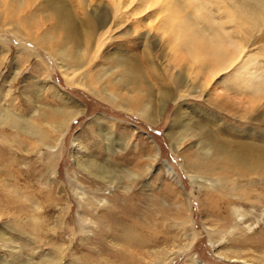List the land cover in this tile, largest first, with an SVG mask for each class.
Wrapping results in <instances>:
<instances>
[{"label":"rangeland","instance_id":"374dc122","mask_svg":"<svg viewBox=\"0 0 264 264\" xmlns=\"http://www.w3.org/2000/svg\"><path fill=\"white\" fill-rule=\"evenodd\" d=\"M0 1V110H10L24 118L36 109L45 112L48 108H60L61 100L53 95V88H47L51 84L84 109L69 124L55 150L42 145L55 138L52 131L40 144L36 138L7 124L0 125V260L8 264H35L50 256L60 258V264H264V176L243 173L228 162L207 160L205 166L222 168L215 169L211 177L220 174L223 179L221 184L217 182L222 188L208 187L210 180L205 185L184 163V158L194 153L193 147L189 148L195 140L183 141L177 149L176 135L174 138L169 135L179 101H168L159 121L151 125L81 88L68 86L54 60L58 39L63 36L60 31L49 30L55 17L39 13L31 4L20 18L17 16L19 20L12 19L17 20L15 25L9 24L3 13H7L8 3ZM63 1L62 7L65 1L68 5L75 4L72 0ZM96 1L111 3L110 0ZM125 1L114 18L115 26L106 34L109 38L85 73L92 75L99 67L112 66L108 59L115 56L135 60L146 70L145 42H153L154 48H149L154 55L169 57L167 44L171 36L165 31L163 36L156 30L159 25L153 19L155 15L149 12L134 16L131 9L137 3L127 6L129 2ZM26 2L29 5L30 1ZM222 17V13L218 14L213 23L216 20L215 25L222 24L220 28L229 31L231 24ZM136 20L140 21L138 30L149 32V40L132 35ZM35 24L39 25L34 27ZM48 33L55 40L40 43L41 37ZM263 37L264 28L243 59L251 61L248 74L252 80H264L260 78L264 77ZM240 65L238 62L235 69ZM233 71L216 76V87L232 88V82L237 79ZM118 73H122L119 68L112 73L113 78L108 76L104 80L109 90L120 89L118 85H110ZM91 79L95 80L94 75ZM213 94L188 96L186 104L192 108L185 112L192 122L223 136L224 141L241 139L231 131L234 128L240 131L251 128L260 134L249 138L264 144V121L258 119L245 125L233 115L219 114L209 105L212 101L208 104L206 101ZM195 109L215 115L222 124L221 129L216 130L211 119H204ZM32 122L41 123L35 117ZM102 129L111 132L110 152L98 134ZM86 157L104 164L115 184L102 183L78 169L75 159L83 161ZM197 164L195 161L194 166ZM146 165H151L149 171ZM166 166L180 187L167 175ZM123 172L137 175L128 190L122 189L130 183L119 178ZM6 238L9 240L2 241ZM149 252L164 254L155 260Z\"/></svg>","mask_w":264,"mask_h":264},{"label":"bare ground","instance_id":"6f19581e","mask_svg":"<svg viewBox=\"0 0 264 264\" xmlns=\"http://www.w3.org/2000/svg\"><path fill=\"white\" fill-rule=\"evenodd\" d=\"M5 1L8 3V8H5L7 13L5 11L3 13L9 19V24L15 25L19 20L17 16L20 18L24 11L30 9L31 4L38 9L39 13L55 17L56 21L52 23L49 30L60 31L63 36L58 39L59 45L54 50V57L56 58L54 60L58 62L61 75L68 86L81 88L93 97L102 99L121 111L129 112L151 125H155L159 121L168 101H179L176 102L178 106L172 116L168 132L173 138L176 135L174 145L177 149L183 141L195 140L189 148L192 149L193 147L194 153L189 154L190 157L188 155L187 158H184V163L195 178L205 181V185L207 180H210V184H207L208 187L216 188L217 186L221 187L220 184L223 182L220 174L211 177V173L215 169L219 171L222 168L217 169L210 164L205 166L207 160L217 163L228 162L234 169L243 173H255L260 177L264 176V144L249 138L251 135L260 133L251 128L243 131L234 128L231 131L236 132L237 137L241 139L224 141L223 136L214 135L213 132L202 128V125L198 126L192 122V118L185 112L192 108L186 104L191 93L200 97V94L212 92L214 93L213 96L205 99L207 104L212 101L209 105L213 106V109L219 114L229 117L233 115L245 125L258 119L264 121V80H252L253 78L248 74L250 73L248 67L251 61L243 60L255 45L254 39L258 32L264 28V0H127L129 2L127 6L137 3L131 9L134 16L142 13L145 15L149 12V15L152 13L155 15L153 19L159 25L156 30L161 31L163 36L166 34L165 32L171 36L167 44L170 55L167 58L163 56V58H159L149 48L150 46L152 49L154 48L152 47L153 42L146 44L144 40V47L148 50H144L145 54L143 52L146 70H143L142 66L135 60L115 56L108 59L112 66L99 67L95 69L97 72L92 75L85 73L84 70L101 52L103 43L109 38L107 35L115 26L113 25L114 18L117 17L119 8L121 10L122 6L125 5V0H110L111 3L107 4L99 3L100 1L96 0H72L74 5H68L65 1V4H62L64 7L60 5V3H64L63 0H29V5L27 0ZM220 13L224 16L222 17L223 21L231 24L228 27L229 31H223L220 28L222 24L215 25L216 20L213 23V18L216 19ZM0 18L2 19V17ZM13 18L17 20L12 21ZM31 21L34 23V18ZM136 21L137 23L134 22L133 24L132 35L137 34L140 39L147 38L149 40V32L138 30L140 21ZM200 22L203 23V26H200ZM224 22L222 23L225 24ZM36 25L39 24L33 26ZM147 26L151 28L150 24ZM204 26L205 28L208 26L210 33H207L209 29H205ZM12 28L14 27L12 26ZM206 30L208 31L206 32ZM43 36L40 43L55 40L50 33ZM261 41H264V37ZM255 57L258 58L257 55ZM238 62L242 66L240 65V68L236 70L235 67ZM117 68L122 73H118V77H114L116 79H112L110 85H118L122 92L120 89L117 91H113L115 89L109 90V86L106 87L104 83L106 77H111L113 72H117ZM230 70L236 72L233 71L237 79L241 77L240 81L235 79L236 81L235 83L232 82L230 89L221 90L216 87V80L214 81L216 76L223 75ZM16 74L17 72L13 78ZM93 75L95 80L91 81ZM254 78H259V76ZM260 78L264 79L263 75ZM96 84H99V87H96ZM47 88H53V95L61 100L62 106L60 108H48L45 112L36 109L24 118L17 116L10 110H0V125L7 124L15 131H21L36 138L40 144L42 140H46L48 132L52 131L56 135L55 138H52L50 143L42 142V145L47 149L55 150L59 147L69 124L77 116L83 114L84 109L80 104L72 101L70 97L58 92L53 84ZM195 112L204 116V119L210 118V122L216 130L221 129L222 124L219 119L209 111L201 109L196 111L195 109ZM34 117L41 121L40 125L32 122ZM98 134L100 139L107 143L106 148L110 152L111 132H105L102 129L98 130ZM262 136L264 137V134ZM156 155L155 151L153 160ZM195 161H198L196 166H194ZM75 165L102 183L115 184L110 170L95 159L89 157L83 161L75 159ZM148 165H146V171H149L151 166ZM165 169L167 175L174 178L172 180L174 184L180 187L173 172L167 166ZM119 178H125L130 182L122 187V189L128 190L137 175L123 172ZM211 178L213 182H211ZM217 182L220 184L217 185ZM7 239L9 240L6 238L2 241L6 242ZM163 254L164 252H149V255L155 260L157 259L156 256L162 257ZM59 259L49 256L45 257L41 263L36 262L35 264H60ZM0 264L8 263L1 259Z\"/></svg>","mask_w":264,"mask_h":264}]
</instances>
